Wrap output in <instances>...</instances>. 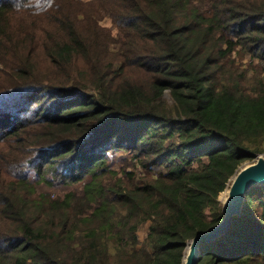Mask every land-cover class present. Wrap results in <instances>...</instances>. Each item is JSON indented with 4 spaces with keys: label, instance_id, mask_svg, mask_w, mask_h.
<instances>
[{
    "label": "trees",
    "instance_id": "trees-1",
    "mask_svg": "<svg viewBox=\"0 0 264 264\" xmlns=\"http://www.w3.org/2000/svg\"><path fill=\"white\" fill-rule=\"evenodd\" d=\"M259 154L264 0H0V264H183ZM199 264H264V186Z\"/></svg>",
    "mask_w": 264,
    "mask_h": 264
},
{
    "label": "water",
    "instance_id": "water-1",
    "mask_svg": "<svg viewBox=\"0 0 264 264\" xmlns=\"http://www.w3.org/2000/svg\"><path fill=\"white\" fill-rule=\"evenodd\" d=\"M260 186H264V154L257 155L253 164L243 167L233 177L226 199L221 200L223 220L209 232L197 235L188 243L183 264H199L200 246L223 236L234 219L242 215L249 191Z\"/></svg>",
    "mask_w": 264,
    "mask_h": 264
},
{
    "label": "rangeland",
    "instance_id": "rangeland-1",
    "mask_svg": "<svg viewBox=\"0 0 264 264\" xmlns=\"http://www.w3.org/2000/svg\"><path fill=\"white\" fill-rule=\"evenodd\" d=\"M84 1H90V0H84ZM98 21H99L100 25L103 26L105 29H107L108 31H112L114 38L118 37V30H117V28H116V26H115V24L113 22V17L112 16H110V15L109 16L108 15H103V17L100 16V17H98ZM83 31L85 33H88L90 31V27L85 28ZM90 33H91V31H90ZM249 59H250V57L248 56V58H246L244 61H240V64L242 65L243 68L248 69ZM166 98L169 100L170 104H172V99H171V96H170L169 92L166 93ZM119 157H120V154H116L115 156L112 157L113 166H114V169L116 171H119L121 169V166H122ZM255 161L256 160L248 161L244 165V167L249 165V164H253ZM139 170H140V172H142L141 169H139ZM39 190L41 192H52L53 195L54 194L58 195V194L66 193V191L61 189V188H59V189H52L51 188L50 189V188L45 187V186H40ZM226 192H227V190L224 193H222V195H221L222 198L224 197ZM221 200L222 199L220 197V201ZM147 234H148V227L142 228V230L139 232V239H140L141 242H143L146 239Z\"/></svg>",
    "mask_w": 264,
    "mask_h": 264
},
{
    "label": "bare ground",
    "instance_id": "bare-ground-1",
    "mask_svg": "<svg viewBox=\"0 0 264 264\" xmlns=\"http://www.w3.org/2000/svg\"><path fill=\"white\" fill-rule=\"evenodd\" d=\"M227 197V192L225 193L224 197L222 198V200L224 201Z\"/></svg>",
    "mask_w": 264,
    "mask_h": 264
}]
</instances>
